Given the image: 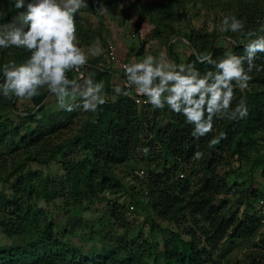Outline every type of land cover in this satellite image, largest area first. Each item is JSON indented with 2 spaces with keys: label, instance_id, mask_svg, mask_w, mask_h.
<instances>
[{
  "label": "trees",
  "instance_id": "obj_1",
  "mask_svg": "<svg viewBox=\"0 0 264 264\" xmlns=\"http://www.w3.org/2000/svg\"><path fill=\"white\" fill-rule=\"evenodd\" d=\"M254 1L238 3L234 15L242 19L245 30L252 31L254 35L240 34L241 39L250 38L242 41L233 33H226L225 36L231 37L232 48L212 46L208 53L214 59L223 57L227 52L243 55L244 46L261 34L259 28L264 25L261 9L264 7L261 0ZM19 11L23 10L13 7L6 18L0 17V25L13 20ZM78 16L77 13V33L83 38L86 36L81 32ZM219 37L222 35L215 36L213 41ZM188 40L199 54H203L198 41L192 36H188ZM169 52L173 56V45ZM29 55L24 49H0V83L3 82L4 63L10 60L23 63ZM187 63L194 64L201 73L210 70L199 62L195 53L188 56ZM255 63L264 65V53L257 54ZM68 75L81 84L89 78L94 82L102 81L106 94L113 98H107V103L96 114L90 113L84 121L73 144L79 146L85 157L79 161L63 160L65 177L60 183L42 173L23 172L29 159L43 164L50 163L52 159L42 160L29 154V158L10 174L9 179L17 177L12 194H7L0 187V229L16 240L10 247H0V264H209L212 249H216L220 242L245 240L256 233L262 221L257 216L256 204L264 196L258 197L256 191H248L246 208L241 216H228L227 202L217 204L218 197L230 190L228 175H221L218 170L228 156L239 155L244 160L250 158L251 150H258L259 135L264 133V70L257 72L254 69L250 73L252 79L248 89L243 92L235 90L233 107L243 100L249 110L248 116L239 121L216 119L213 131L198 140L192 137L193 126L185 123L183 115L167 107L159 110L148 103L140 104L146 98L132 93V89L125 88L123 83L122 90L127 95L116 93L113 82L119 79L109 68L92 62L80 73L73 71ZM48 95L47 90H41V94L32 99L34 108L26 114H18L16 98L7 100L0 96V150L10 154L23 148H33L34 151L45 148L51 134L72 122L62 120L63 111L48 112V106L43 104ZM137 98L140 103L136 102ZM7 110L19 122L4 117L3 113ZM143 133H152V141L165 154L163 163L157 167L148 184L149 204L158 217L176 224L181 230L171 231V237L164 236L162 251L151 234L144 244L122 239L118 245L104 246L99 251L84 254L70 244V236L82 229L83 219L70 220L65 224L49 220L45 211L39 208V202L69 196L81 203L100 199L106 191L114 192L119 181L110 169L130 159ZM213 139L218 143L211 144ZM151 143L146 147L149 148ZM57 149L56 154L61 153L63 147ZM197 151L203 153L202 161L195 159ZM198 161H201L200 166ZM254 165L260 167L264 177V154L259 155ZM201 172L198 188L191 191V177ZM110 213L112 218L118 216L114 207ZM189 221L205 236V244H202L194 226L187 224ZM156 229L162 228L154 222L152 231ZM182 234L190 239L185 240ZM250 264H264V255L255 256Z\"/></svg>",
  "mask_w": 264,
  "mask_h": 264
},
{
  "label": "rangeland",
  "instance_id": "obj_2",
  "mask_svg": "<svg viewBox=\"0 0 264 264\" xmlns=\"http://www.w3.org/2000/svg\"><path fill=\"white\" fill-rule=\"evenodd\" d=\"M172 1L174 3H172ZM264 7V0H261ZM88 7L78 12V20L82 27L81 38L77 33L79 45L85 50L94 43L96 39L104 49L99 57H90L89 63L97 62V65L109 68L118 77L114 80V87L122 89L124 73L118 64L109 62L108 49L113 47L119 60L129 63L140 62L147 55L159 57L164 55L167 59L175 61L176 65L187 63L191 53H198L192 46L188 36L198 41L201 53H208L211 47L232 48V41L223 39L226 33L219 31L222 20L225 16H234L237 4L240 2H255L254 0H99L105 11L98 13L97 5L93 0H87ZM259 2V0H258ZM15 0H0V11L9 13L14 7ZM173 4V5H172ZM264 19V9H261ZM239 40L248 41L250 38L241 39V33H233ZM134 35V36H133ZM222 35L215 41V36ZM187 41V43H185ZM173 45V56L169 48ZM69 79H73L68 75ZM46 90V89H41ZM132 93H135L132 89ZM131 95V94H130ZM106 98H113L106 94ZM115 99V98H114ZM146 104V101L140 104ZM43 104L48 107V112L62 111L58 108L55 98L48 95ZM42 104V105H43ZM18 114H26L34 108L32 100L17 99ZM153 112V111H151ZM61 117L65 122L72 121L68 125L51 134L48 146L38 149H21L14 153L0 150V187L7 194H12L17 177L9 179L10 174L18 165L29 158V154L38 156L42 160L52 157L50 163L43 164L41 161L28 160L24 165L23 172L42 173L52 180L59 182L65 177L63 160H82L85 155L79 146L73 144L77 138L84 121L90 113L81 110L71 113L63 111ZM15 122H19L8 110L3 113ZM59 123V121H55ZM54 122V124H56ZM153 134L143 133L139 144L133 149L130 159L118 166H113L110 172L119 181L114 192L106 191L100 199H91L83 202H76L69 196L55 198L50 201L42 199L39 208L43 209L49 220H55L65 224L70 220L78 221L83 219L82 229L73 236H70V244L84 254L94 250H101L104 246L118 245L120 240H136L144 244L150 239L151 234L154 240L160 244V251L163 250V238L171 237L170 232H178L181 229L174 223L161 219L154 212L149 204L150 194L148 184L156 172L157 167L163 163L165 154L157 143L152 141ZM149 153L143 154V148L150 143ZM258 150H251L249 159H240L239 155H230L219 168L221 175H228L230 190L218 197L217 204L227 202V215H239L245 210V196L248 191H256L258 197L264 196V177L259 166H255L259 155L264 154V133L259 135ZM63 147L61 153L58 147ZM260 153V154H258ZM248 160V161H247ZM202 161V159H201ZM201 161L197 162L200 166ZM259 162V161H258ZM143 170L144 177L137 175V171ZM183 172H181L182 174ZM188 176L187 173L184 174ZM200 175L191 177L194 191L200 183ZM183 177V176H182ZM7 179V180H6ZM5 180V181H4ZM114 207L118 216H110L111 208ZM257 216L261 217V224L256 233L242 240L231 242L222 241L216 249H212V260L209 264H250L252 259L258 255H264V214L258 210ZM255 210V212H256ZM254 212V213H255ZM156 224L161 225L160 230L152 231ZM87 225L86 227L84 225ZM187 224L194 226L192 222ZM194 228L201 236L202 244H205V236L201 234L198 227ZM183 235V234H182ZM185 240L190 238L183 235ZM16 243L14 238L8 237L0 229V247H10Z\"/></svg>",
  "mask_w": 264,
  "mask_h": 264
},
{
  "label": "clouds",
  "instance_id": "obj_3",
  "mask_svg": "<svg viewBox=\"0 0 264 264\" xmlns=\"http://www.w3.org/2000/svg\"><path fill=\"white\" fill-rule=\"evenodd\" d=\"M93 3L97 5L95 10L103 14V4L99 0ZM14 7L23 11L0 25V49L14 47L30 55L23 63L10 60L3 64L0 96L30 101L41 94V89H46L60 110L96 114L107 103L104 83L89 78L81 84L68 77L69 72L80 73L90 57H99L104 51L99 39L86 50L79 45L76 14L88 7L87 0H15ZM0 17L6 18L7 12L0 11ZM219 31L254 35L235 16H225ZM259 32L260 35L244 46L243 55L227 52L214 59L211 53H197L199 62L210 69L203 73L191 63L176 65L163 54L147 55L140 62L123 66L124 87L145 97L154 109L167 107L183 115L185 123L193 126L192 137L198 140L213 131L216 119L239 121L248 116L243 100L235 107L233 101L236 89L243 92L249 88L250 73L254 69L264 70V65L255 63L257 54L264 53V25ZM222 38L231 41V37ZM114 91L127 95L120 87ZM210 143L216 144L218 140ZM148 153L149 148H143V154ZM194 157L201 159L203 153L197 151Z\"/></svg>",
  "mask_w": 264,
  "mask_h": 264
},
{
  "label": "built area",
  "instance_id": "obj_4",
  "mask_svg": "<svg viewBox=\"0 0 264 264\" xmlns=\"http://www.w3.org/2000/svg\"><path fill=\"white\" fill-rule=\"evenodd\" d=\"M134 36V35H133ZM108 60H109V62H111V63H113V64H118V66L120 67V69H121V71L124 73V68H123V66L125 65V64H130L129 62H127V61H125V60H123V61H121V60H119L118 59V57H117V54H116V52H115V50H114V48L113 47H110V50L108 49ZM81 76H83V75H81ZM126 79V77H125V73H124V79L122 80V82L124 81ZM135 92V91H134ZM136 94V93H135ZM136 102L137 103H140V99L139 98H137L136 99ZM144 171L143 170H139V171H137V175H139L140 177H144ZM258 210L260 211V213H263L264 214V199H261L259 202H258Z\"/></svg>",
  "mask_w": 264,
  "mask_h": 264
},
{
  "label": "crops",
  "instance_id": "obj_5",
  "mask_svg": "<svg viewBox=\"0 0 264 264\" xmlns=\"http://www.w3.org/2000/svg\"><path fill=\"white\" fill-rule=\"evenodd\" d=\"M118 78V77H117Z\"/></svg>",
  "mask_w": 264,
  "mask_h": 264
},
{
  "label": "water",
  "instance_id": "obj_6",
  "mask_svg": "<svg viewBox=\"0 0 264 264\" xmlns=\"http://www.w3.org/2000/svg\"><path fill=\"white\" fill-rule=\"evenodd\" d=\"M196 54V53H195Z\"/></svg>",
  "mask_w": 264,
  "mask_h": 264
}]
</instances>
